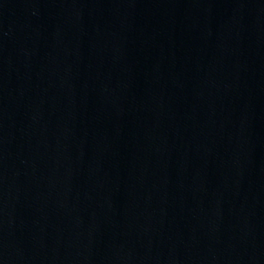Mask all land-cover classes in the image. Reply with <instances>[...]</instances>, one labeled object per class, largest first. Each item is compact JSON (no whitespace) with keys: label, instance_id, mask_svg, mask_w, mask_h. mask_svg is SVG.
I'll use <instances>...</instances> for the list:
<instances>
[{"label":"water","instance_id":"95a60500","mask_svg":"<svg viewBox=\"0 0 264 264\" xmlns=\"http://www.w3.org/2000/svg\"><path fill=\"white\" fill-rule=\"evenodd\" d=\"M0 264H264V0H0Z\"/></svg>","mask_w":264,"mask_h":264}]
</instances>
